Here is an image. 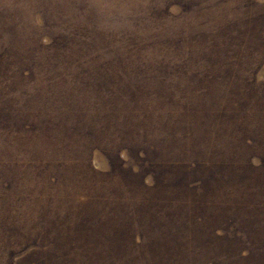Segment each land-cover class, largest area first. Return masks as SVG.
I'll return each instance as SVG.
<instances>
[{
	"label": "rangeland",
	"instance_id": "1",
	"mask_svg": "<svg viewBox=\"0 0 264 264\" xmlns=\"http://www.w3.org/2000/svg\"><path fill=\"white\" fill-rule=\"evenodd\" d=\"M0 264H264V0H0Z\"/></svg>",
	"mask_w": 264,
	"mask_h": 264
}]
</instances>
